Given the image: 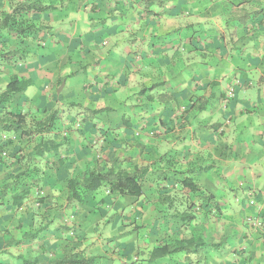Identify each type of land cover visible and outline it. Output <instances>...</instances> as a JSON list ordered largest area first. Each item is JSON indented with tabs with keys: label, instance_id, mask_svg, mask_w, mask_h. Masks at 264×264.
I'll list each match as a JSON object with an SVG mask.
<instances>
[{
	"label": "crops",
	"instance_id": "0c3cea01",
	"mask_svg": "<svg viewBox=\"0 0 264 264\" xmlns=\"http://www.w3.org/2000/svg\"><path fill=\"white\" fill-rule=\"evenodd\" d=\"M38 1L57 6L27 15L42 27L38 42L27 45L31 39L25 38L26 60L17 66L0 62V91L16 74L31 81L25 109L40 117L43 108L58 110L51 135L66 139L60 149L66 166L53 178L58 184L46 191L59 206L51 217H63L34 240L15 244L24 230L42 222L34 214L42 209L33 200L30 209L25 204L17 212L0 206V264H20V255L44 264L74 251L99 256L94 264H193L181 253L146 261L151 246L144 231L130 234V226L119 224L120 215L138 205L130 198H116L104 218L87 215L85 239L66 245L57 228L71 226L78 208L67 201L64 181L102 155V128L113 137V154L126 159L124 165L184 150L191 163L210 166L196 179L225 206L226 222L233 226L218 222L204 233L215 241L232 231L236 237L233 246L199 264H264V225L254 223L264 221V0H171L164 8L153 6L159 13L179 3L169 14L148 16L132 0H91L90 11L87 0ZM2 10L11 11L8 0H0ZM233 84L235 96L224 102ZM199 99L209 102L202 110ZM183 107L184 122L178 118ZM101 108L106 111H87ZM168 112L171 131L157 123ZM104 149L107 159L111 148ZM150 200L138 209L140 223L154 217Z\"/></svg>",
	"mask_w": 264,
	"mask_h": 264
},
{
	"label": "trees",
	"instance_id": "16d2710c",
	"mask_svg": "<svg viewBox=\"0 0 264 264\" xmlns=\"http://www.w3.org/2000/svg\"><path fill=\"white\" fill-rule=\"evenodd\" d=\"M107 1L119 3L122 0ZM132 1L142 7L146 16L169 14L171 9L180 5L176 3L171 8L156 13L153 6L164 8L171 0ZM8 4L11 11H0V62L17 66L26 60V53L20 48V44H23L25 38L36 41L37 34L42 29L36 26L33 17L28 18L27 15L52 10L57 5L44 4L38 0H8ZM91 4V0H87L84 6H88L90 11ZM259 13L261 11L256 12L255 17ZM11 36L19 42L14 48L5 50ZM39 44L44 45V42ZM30 84L29 79L13 74L0 91V206H7V209L17 212L25 204L30 209L33 200L37 208L42 209L34 213L42 218V222L40 219L39 225L33 227L34 229L24 230L15 244L34 240L39 233L49 228L53 220L63 217L61 214L57 215V218L51 217L55 212L53 209L59 206L53 200H48L50 194H47L46 188H54L58 184L53 178L60 168L66 166V159L60 153L66 139H57L51 135L57 129L58 110L47 112V108H43V115L40 117L32 115L24 108L23 104L28 100L24 92ZM152 88L149 87L148 90ZM145 91L147 90L143 89L140 92ZM198 102L201 110L209 104L206 100L199 99ZM87 111L90 114H100L106 109ZM182 114L178 118H182L184 122ZM169 115L168 112L164 119L157 121L151 118L148 122L155 124L157 121L165 130L171 131L172 123L166 120ZM176 122L183 124L180 120ZM107 130L100 129L101 134L105 136L103 146L101 145L103 150L111 148L107 152V159L94 158L87 162L84 169L65 178L63 187L67 201L78 208L74 210L75 213H71L76 220L72 221L71 226L59 223L57 228L63 233L66 245L73 239H85L81 229H86L87 215L91 218H104L108 207L114 204L116 198H130L136 201L138 207L129 213L126 212L127 215H120L119 224L130 226V234L137 235L144 231V241L151 246L147 250V262L181 253L188 263L199 264L207 260L211 253L233 246L236 237L234 231L217 241L204 233L209 232L210 228L213 229L215 222L222 220L225 209L217 197L201 187L196 179V176L207 171L210 166L191 163L184 150L167 151L145 164L124 165L126 159L113 154L112 147L115 144L113 137L106 136ZM28 148L30 150L26 151ZM50 156L51 161L47 159ZM148 194L149 196L144 198ZM151 196L154 200H150ZM149 200L155 208L154 217L151 221L140 223L137 216H140L141 212L138 209L147 208ZM116 208L123 210L120 203ZM212 219L216 221L212 223ZM260 225H264L261 219ZM226 226L231 228L233 223L227 222ZM109 242H112V239H104V243ZM137 253L143 254V251ZM96 258L100 257L86 256L81 251H74L44 264H94ZM17 260L20 264H41L36 258L22 255ZM125 264H134V261H125Z\"/></svg>",
	"mask_w": 264,
	"mask_h": 264
},
{
	"label": "rangeland",
	"instance_id": "374dc122",
	"mask_svg": "<svg viewBox=\"0 0 264 264\" xmlns=\"http://www.w3.org/2000/svg\"><path fill=\"white\" fill-rule=\"evenodd\" d=\"M37 38H39V34H38ZM18 42H19L18 39L16 40V39L14 38V36H11V37L9 38V44H8V46H6L5 50H6V49L14 48V47L17 45ZM31 42H32L33 44L36 45V42H38V41H35V40H32V39H31V41H29V42L27 43V45H28V44L30 45ZM23 45H26L25 42H23V44H20V47H23ZM0 48H1V46H0ZM221 104H222V103H221ZM223 106H224V105H223ZM96 121H97L98 123H101V122H102V118L100 117V118L96 119ZM228 220H229V219H228L227 216L224 214L223 217H222V220H220L219 223H220L221 226H222V225H226V224H227L226 221H228ZM215 221H216V220L212 219V223H214ZM217 223H218V221L215 222L214 224H217ZM214 227H216V226H214ZM212 228H213V227H212ZM209 230H212V229L210 228ZM212 232H213V231H212Z\"/></svg>",
	"mask_w": 264,
	"mask_h": 264
},
{
	"label": "clouds",
	"instance_id": "9594fccd",
	"mask_svg": "<svg viewBox=\"0 0 264 264\" xmlns=\"http://www.w3.org/2000/svg\"><path fill=\"white\" fill-rule=\"evenodd\" d=\"M103 43H104V42H103ZM237 83H238V82H237ZM235 86H236V85H231V86L228 87V89H229V88H233V89H234V94H233L231 97H228V96H227V93H226V99H223L224 102H227V103H228L229 100H231L232 98H234L235 93H236V87H235ZM228 89H227V91H228ZM182 110H183V111H182ZM184 110H185V108L183 107V108L179 111V115H181V114L184 112ZM225 123H227V122H225ZM221 125H222V124H221ZM104 154H105V151H103L102 155L99 156V158H100V159H103V160L106 159V158L104 157ZM250 201H253V203L251 204ZM254 202H255L254 198L250 197V198L248 199V204H249V205H253ZM254 223H255L257 226H261V225H260V220H257V221H255Z\"/></svg>",
	"mask_w": 264,
	"mask_h": 264
},
{
	"label": "built area",
	"instance_id": "2783aa9c",
	"mask_svg": "<svg viewBox=\"0 0 264 264\" xmlns=\"http://www.w3.org/2000/svg\"><path fill=\"white\" fill-rule=\"evenodd\" d=\"M233 94H234V89L233 88H229L228 91H227V96L231 97ZM250 203L252 204L253 201H250Z\"/></svg>",
	"mask_w": 264,
	"mask_h": 264
}]
</instances>
